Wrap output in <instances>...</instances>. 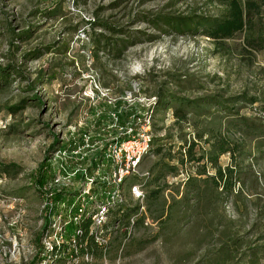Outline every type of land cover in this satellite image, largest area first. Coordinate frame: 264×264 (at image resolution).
I'll use <instances>...</instances> for the list:
<instances>
[{"label": "rangeland", "instance_id": "obj_1", "mask_svg": "<svg viewBox=\"0 0 264 264\" xmlns=\"http://www.w3.org/2000/svg\"><path fill=\"white\" fill-rule=\"evenodd\" d=\"M221 11L212 0H0V66L19 71L0 90V163L15 165L13 173L0 174V264H29L37 254L45 218L30 175L45 157L48 161L55 141H77L85 131L96 134L108 123L109 113L143 109L138 100L157 91L222 99L245 93L264 100V50L246 45L243 34L217 45L203 35H177L138 19L140 14ZM261 16L258 24L264 27ZM92 20L125 33L91 27ZM91 29L124 41L134 36L136 42L120 58L96 54ZM129 92L133 101L120 99ZM227 104L264 124L258 102ZM154 118L153 136H169L172 149L184 139H196L199 129L225 123L224 118L193 114L177 122L170 107ZM244 147L254 151L250 140ZM157 159L148 153L141 171L149 172ZM228 162V155L219 158L222 165ZM241 163L249 172L240 199L224 201L221 209L190 211L185 219L164 226L149 219L130 234L134 243L144 241L141 247L122 239L110 246L100 264H208L229 235L242 241L233 262L247 263L243 251L264 245V159L248 155ZM193 168L192 163L181 167L190 173ZM172 176L165 178L166 199L182 190L179 178L172 181ZM257 262L264 264V253Z\"/></svg>", "mask_w": 264, "mask_h": 264}, {"label": "trees", "instance_id": "obj_2", "mask_svg": "<svg viewBox=\"0 0 264 264\" xmlns=\"http://www.w3.org/2000/svg\"><path fill=\"white\" fill-rule=\"evenodd\" d=\"M222 7L219 15L196 14H169L160 13L154 16L139 15L138 19L147 22L154 28H158L177 35H203L216 43H223L227 39H232L239 34H243L245 44L255 50H264V27L258 24L262 20L264 13V0H212ZM91 27L98 25L107 30L115 32H124L123 29L114 27L108 23L97 20L89 21ZM259 25V26H258ZM257 26V28H256ZM91 39L93 42L94 52L111 54L113 58H120L127 46L133 45L136 41L134 36L129 34V41L117 37L106 36L102 32L91 29ZM130 33V32H129ZM133 33V32H132ZM19 73L17 69H9L0 66V90L10 84L12 78ZM155 103L153 104L150 115L155 119V115L167 108H172L175 121H186L188 115L195 116H212L213 119L221 121L224 118V127L216 125L215 127H206L199 129L195 138L191 140L184 139L177 144L175 149L168 143L169 136H153L149 153H154L158 159L150 167L148 174L140 179H133V182L141 183L145 192V210L138 216L133 224V230L144 225L147 216L159 226L166 225L169 221L183 220L189 216L188 212L195 211L200 213L205 208H220L224 201L234 202L236 198L240 199L244 191L245 175L249 172L248 167L242 165L241 161L245 160L248 155L254 158L264 159V124L256 122L253 117L241 113L237 105H228L227 102L245 101L250 105L258 102L264 109V100L257 96H248L242 93L235 97L222 99L217 95H203L195 98H187L175 93L157 91ZM213 105L218 109H210ZM220 110V111H217ZM126 117V114L123 115ZM123 121L126 118H121ZM154 134V133H153ZM250 140L253 144L254 151L248 153L245 151V142ZM203 144H202V143ZM74 146V141L68 142L55 141L48 149L52 152L56 149H70ZM228 155L229 162L225 165L219 163V158ZM43 161L38 169L30 175L34 182L35 190L39 200L51 202H64L66 207L72 208L75 196L78 190L56 191L47 197L43 186L52 179V167L49 162ZM186 163L193 164V171L189 173L187 179L182 185V190H176V195H170L169 199L165 198L164 191L168 188L165 182L167 175L175 177L179 170ZM14 164H1L0 174L13 173ZM74 197V198H73ZM56 206H54L55 208ZM122 212L119 218L123 224L127 223L130 216L134 215L137 207L121 208ZM191 213V212H190ZM188 214V215H187ZM117 218V214H114ZM89 219L82 218L79 224H69L70 230L78 226L84 229L83 235L78 240L81 253H91L93 255L92 264H100L99 260L106 256L109 248L104 251L103 247L94 243L92 237L88 235ZM47 221L42 227H46ZM125 232H118L112 240V244L120 245L122 239H129ZM225 234V233H223ZM241 240L238 237H230L221 241L220 245L211 256L208 264H241L239 261L233 262L234 257L241 247ZM36 243L40 246V241ZM144 241H132L129 239V245L136 244L139 248ZM110 245V246H111ZM135 246V248H137ZM246 250L248 255L246 254ZM244 252L248 257L245 264H258L259 254L264 253V245L259 247H248ZM244 256V257H245ZM38 261V254L34 256L29 264ZM75 264H87L84 261H78Z\"/></svg>", "mask_w": 264, "mask_h": 264}, {"label": "built area", "instance_id": "obj_3", "mask_svg": "<svg viewBox=\"0 0 264 264\" xmlns=\"http://www.w3.org/2000/svg\"><path fill=\"white\" fill-rule=\"evenodd\" d=\"M120 99L133 101L130 92ZM155 100V96L142 97L138 103L143 109L134 106L129 115L125 113L126 117L120 108L112 111L108 123H102L96 134L85 131L80 133L77 141L67 138L66 142L74 141L73 147L51 152L48 162L53 176L43 186L47 197L62 190H78L79 193L71 209L61 201L52 203L49 198L42 201L47 225L40 236L38 261L34 264H75L80 260L92 264L93 255L81 253L78 245L84 229L68 228L69 224H79L83 217L90 221L88 235L105 251L118 232L129 236L135 219L143 213L146 215L144 188L133 179L148 174L141 171L140 165L152 144L154 119L150 111ZM189 173L187 169H180L172 181L179 178L183 185ZM126 207L138 208L130 216V226L129 218L123 224L118 217L121 208ZM148 222L146 216L144 223Z\"/></svg>", "mask_w": 264, "mask_h": 264}]
</instances>
